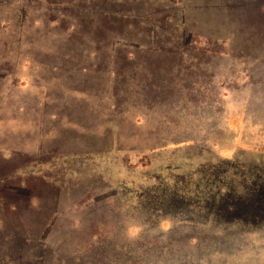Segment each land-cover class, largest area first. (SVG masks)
I'll list each match as a JSON object with an SVG mask.
<instances>
[{
  "label": "rangeland",
  "instance_id": "1",
  "mask_svg": "<svg viewBox=\"0 0 264 264\" xmlns=\"http://www.w3.org/2000/svg\"><path fill=\"white\" fill-rule=\"evenodd\" d=\"M257 180L264 0H0V264H264Z\"/></svg>",
  "mask_w": 264,
  "mask_h": 264
},
{
  "label": "trees",
  "instance_id": "2",
  "mask_svg": "<svg viewBox=\"0 0 264 264\" xmlns=\"http://www.w3.org/2000/svg\"><path fill=\"white\" fill-rule=\"evenodd\" d=\"M254 183V184H253ZM252 184H245L241 186V190L242 187L245 186L244 190L242 191L243 195H248V192H252L255 193L256 191H260L262 189H264V182H261L259 180H257V182H253ZM237 193L236 188H230V187H225L224 189H218V192L214 194V196L212 197V200L209 199H205L204 201L201 202L202 205H197L192 207V208H198L199 209H207L208 211L210 210L209 207H211L212 211L215 210L214 207H217V210L215 211L216 214L223 218V214L220 212L221 210H225L226 212L231 211L234 212L235 211V215L234 216H229L226 219H229L231 217H235L236 218H232L234 219L233 221L230 222H240V223H247V224H254L257 222H262L264 220V201L262 203H248V204H243L242 202H240V200H237L239 202H235L233 201L232 203L230 198H233ZM183 203H185L184 199H181ZM180 199H178L177 201L173 202V203H179L181 202ZM209 200V201H208ZM240 210H246V212H251L248 215H243ZM260 212H262L263 214H261ZM221 218H219L221 220ZM236 219V220H235ZM231 220V219H229ZM24 264V263H22Z\"/></svg>",
  "mask_w": 264,
  "mask_h": 264
},
{
  "label": "clouds",
  "instance_id": "3",
  "mask_svg": "<svg viewBox=\"0 0 264 264\" xmlns=\"http://www.w3.org/2000/svg\"><path fill=\"white\" fill-rule=\"evenodd\" d=\"M163 227H164L165 229H167V228L169 227V225H168L167 223H165V224L163 225ZM133 235H135V233H133Z\"/></svg>",
  "mask_w": 264,
  "mask_h": 264
}]
</instances>
